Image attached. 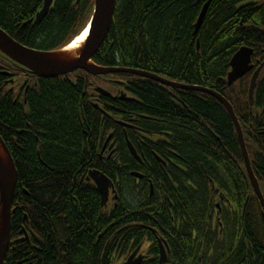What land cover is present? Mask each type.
<instances>
[{
  "label": "trees",
  "instance_id": "trees-1",
  "mask_svg": "<svg viewBox=\"0 0 264 264\" xmlns=\"http://www.w3.org/2000/svg\"><path fill=\"white\" fill-rule=\"evenodd\" d=\"M55 1L44 20L34 24L44 0H0V26L17 33V40L29 47L52 50L64 46L88 24L94 0ZM207 1L118 0L111 31L95 55V63L154 71L224 96L226 88L232 87L249 105V76L231 86L227 78L230 61L242 46L254 49V61L264 57V0H212L194 37V25ZM15 66L0 52V134L18 170L12 244L4 264H112L115 257L125 255L144 239L147 231L141 223L170 221L172 215L181 223L182 231L177 235L184 237L174 235L171 243L173 253L180 252V264H199V253L204 250L203 264L246 263L240 225L227 226L221 247L215 256H208L210 242L219 240L207 228L210 169L215 168L226 179L236 205L240 202L243 207L244 194L252 191L249 179L243 181L235 165L223 163L228 157L225 148L236 151V141L232 121L217 98L133 76L138 81L131 82L128 90L139 103L120 102L117 108L125 117L117 118L125 121L131 112L154 118L157 121L152 124L171 130L175 147L193 162L180 196L172 190L163 207L157 202L144 208L153 215L148 222L135 213L141 208L140 199L127 201L131 183L125 173L124 186L119 189L122 201L113 212L101 206L96 189L81 181L83 169L91 163L90 147L101 131L103 137L113 131L118 142L122 139V128L115 121L104 125L102 101V109L85 106L88 89L101 84L103 76L78 70L70 76L39 78L38 87L29 94L26 111L13 103L4 85L3 72L15 76ZM3 93L8 94L4 99ZM118 153L123 157L125 152L120 149ZM261 169L264 173V161ZM246 205V212L253 213L246 214L250 232L245 239L255 247V264H264V243L257 240L263 229L261 219L253 205ZM235 216L241 220L240 215ZM129 225H135L132 233L126 230Z\"/></svg>",
  "mask_w": 264,
  "mask_h": 264
},
{
  "label": "flooded vegetation",
  "instance_id": "flooded-vegetation-1",
  "mask_svg": "<svg viewBox=\"0 0 264 264\" xmlns=\"http://www.w3.org/2000/svg\"><path fill=\"white\" fill-rule=\"evenodd\" d=\"M6 31L13 38L18 39L17 37L19 36L16 35L17 33H12L8 29ZM263 61L264 57L255 61V68L251 73L247 74L250 82L255 71ZM15 67L17 69V72L14 74L15 76H12V74L2 75L5 78L4 82L12 81L11 84L7 86V90L10 92L9 97H13L11 98L13 103L26 107L29 94L35 86L37 87L38 79L29 73H25L21 66ZM133 76L132 74L122 72L103 76L101 84L104 85V88H108L111 94L116 97V100L109 98L101 99L102 105L105 107L103 110V118L105 119L104 125H106V122L108 124L112 120L115 121L117 126L122 128V139L120 137V142H118L119 139L115 138L113 132H109L107 136L103 137L104 134L101 131L99 136L95 139L94 147H90V151L93 152L91 154V163H87V166L83 169L81 181L84 186H92L96 189L95 191L98 192L101 206H103L106 211L113 212L122 201V193H120L119 189L124 186L123 173H125L130 180L129 183H131L129 184V191L127 192V201L129 203L134 202V200L139 202L140 199L139 205L141 208L135 211V213L146 217V221L149 222L151 218L153 219V215L147 213L148 210L144 208L157 202H162L163 207L166 203L165 197H167V195L170 197L172 190H176L177 196H180L182 187H186L187 185L189 176L186 175H190L192 170L191 163L193 162L187 160L181 151L175 147L173 143L175 135L171 130L168 128H159L152 124L154 123V118L144 114L135 115L134 112H131L130 118L125 121L117 118L125 117L122 113L119 114L117 106L120 105V102L123 103L125 101L120 98V96H122V93H127V91H129L128 86ZM20 78L24 79V83H21ZM94 86L95 85L92 87L95 90L96 87ZM226 89L227 95H225V97L232 104L233 110L237 115L250 163L264 197V173L261 169L264 161V68L257 82L253 104L250 101L249 105L244 104V97L238 94L239 91L237 89L232 87ZM128 93H130V91ZM6 95L3 93V99L6 98ZM96 99L99 101L100 97L95 98V100ZM125 102L130 101L126 100ZM133 103L138 104V98L137 102ZM226 111L231 120L232 118L227 108ZM156 121L157 120H155V122ZM231 121L233 126L231 131L236 141V151H232L231 153L225 146L228 157L224 158L223 163L227 166L230 163L235 165L243 181H245L246 177L249 179L252 191L250 193L246 192L248 194L247 196L246 193L244 194V199L246 200L243 207L240 206V202L236 205V198L232 196L231 186L227 183L226 179L215 168L212 167L210 169L209 173L211 174L207 176V196L209 197L207 228L211 230L214 237L217 235L219 240L216 241L214 238L210 242L209 257L215 256L218 248L221 247L223 237H225V232L228 229L227 226L235 227L240 225L244 237L246 238V236H248L250 231H247L246 228V214H252L253 212L250 210V212L248 211L249 213L246 212V204L253 205V210L257 213V218L261 219L263 229L260 228L259 234L257 232L258 235H256L258 242H260V244H262V242L264 243V205L261 198L256 194L257 192L254 190L248 176L247 164L245 162L246 156L243 150L241 137L235 123L233 120ZM209 132L215 135L211 128H209ZM130 144L136 149L137 155L133 153ZM120 149L125 152L123 157L118 153ZM96 172L105 174L113 182V187L109 189L110 193L108 200H106V204L104 205H102V195L98 185L92 177L93 173ZM135 174H139L140 176H136ZM190 180L192 181L191 177ZM236 214L241 216V220L236 218ZM152 221L150 225L141 223V226L147 231L144 235V239L137 245L131 247L130 251L125 255L115 257L112 264H125L130 258H132V263L160 264L161 245L167 252V261L164 264H180L182 259L180 252L176 251L173 253L171 248L173 236L182 231L180 220L178 219L177 221L175 216L172 215L170 221L164 220L161 222L155 220V223H152ZM134 226L135 225H129L127 227L128 229H126L127 232L132 233V228ZM177 236L179 238H184L179 235ZM261 236H263V238ZM195 238L196 231H194L193 234V239L196 240ZM245 238L243 240L244 247L247 250L245 264H255L257 261L255 247L250 243V240ZM199 254L198 263L203 264L206 252L205 250L200 251ZM250 257L253 258V263Z\"/></svg>",
  "mask_w": 264,
  "mask_h": 264
},
{
  "label": "water",
  "instance_id": "water-1",
  "mask_svg": "<svg viewBox=\"0 0 264 264\" xmlns=\"http://www.w3.org/2000/svg\"><path fill=\"white\" fill-rule=\"evenodd\" d=\"M78 2L80 0H77ZM212 0H208L200 13V16L196 22L194 37L200 31L203 24L205 14H207L208 8ZM55 0H44L43 5L37 12L34 20V24H39L44 20V18L50 13L52 7L55 4ZM118 0H94V9L88 24L84 31L87 30V35L80 40H73L70 44H67L61 48L54 50H40L35 48H30L15 38H13L9 33L0 27V51L7 57L20 64L24 69L29 71V73L39 77V78H55L59 76H64L72 74L77 70H83L91 75L100 76L112 73H131L141 77L152 79L153 81H158L167 86L176 87L185 90H194L204 92L217 98L229 111L231 115V120L235 123L237 131L241 137L243 150L246 156L247 170L258 196L261 198L264 205V197L258 183L257 177L255 176L245 142L243 141V134L241 130L240 123L238 121L237 115L233 110L232 104L225 98L222 94L217 91L210 90L208 88L188 85L176 81H171L165 77L157 76L147 71H142L140 69L126 68V67H106L95 63L93 60L95 55L98 53L102 45L104 44L110 29L114 21V15L116 12ZM82 31V33H84ZM254 55V49L249 46H242L233 56L231 60V70L228 73L227 83L228 85H233L239 81L243 76L249 73L253 68L252 57ZM264 68V61L259 65L258 69L252 76L250 88H249V98L250 102L253 104V97L255 89L257 87V82ZM99 95L111 96L116 98L111 94L109 90L102 86H97L95 88ZM127 94L122 93L120 98L125 99ZM97 108L101 109L99 105ZM3 137L0 135V264H4L5 258L7 257L9 247L12 243V219L13 214L16 211L14 208L15 192L18 182V170L16 163L10 149ZM140 176L139 174H135ZM93 177L98 185L99 191L102 195V204H106L108 200L110 188L113 187V182L105 174L96 172L93 173ZM28 220V216H25ZM25 233L28 237L27 231ZM166 249L161 245L160 254V264H164L167 261ZM125 264H138L132 263V258H130Z\"/></svg>",
  "mask_w": 264,
  "mask_h": 264
},
{
  "label": "bare ground",
  "instance_id": "bare-ground-1",
  "mask_svg": "<svg viewBox=\"0 0 264 264\" xmlns=\"http://www.w3.org/2000/svg\"><path fill=\"white\" fill-rule=\"evenodd\" d=\"M203 6H204V4H203ZM203 6L201 7V11H202V9H203ZM210 7V6H209ZM208 10H209V8H208ZM201 11H200V13H201ZM208 12V11H207ZM206 15V14H205ZM199 16H200V14H199ZM199 16H198V18H199ZM206 17V16H205ZM198 18H197V20H198ZM204 20H205V18H204ZM204 20H203V22H204ZM197 22V21H196ZM196 24V23H195ZM112 28V27H111ZM111 31V30H110ZM87 33H88V31L87 30H85L84 31V33H81L78 37H77V40H80V39H83L86 35H87ZM110 33V32H109ZM109 35V34H108ZM108 37V36H107ZM107 39V38H106ZM197 47L199 48L200 47V39L198 38V40H197ZM59 48V47H58ZM58 48H55V49H58ZM232 60V59H231ZM252 62H253V65L255 64V61H254V58L252 57ZM230 66H231V61H230ZM110 68L111 67H114V66H109ZM254 68H255V65H254ZM253 68V69H254ZM252 69V70H253ZM231 70V69H230ZM83 71V70H82ZM150 72V71H149ZM87 73V72H86ZM150 73H152V74H155V75H157V76H161V77H163L162 75H160V74H158V73H156V72H150ZM89 74V73H88ZM113 74V73H112ZM114 74H116V73H114ZM248 74V73H247ZM247 74L245 75V76H247ZM91 75V74H90ZM245 76H243V77H245ZM59 77H62V76H59ZM59 77H55V78H59ZM82 77V76H81ZM137 77H141V76H138L137 75ZM55 78H46V79H55ZM142 78H144V77H142ZM148 79V78H147ZM150 80H152V79H150ZM133 81H138L136 78H132V80H131V82H133ZM73 83V82H72ZM134 83V82H133ZM183 84H186V83H183ZM38 85H39V80H37V87H38ZM202 87H204V86H202ZM128 88H129V86H128ZM205 88H208V87H205ZM208 89H210V90H213V91H216V90H214V89H211V88H208ZM183 90H185V89H183ZM88 91H89V93L87 94V102H85V106L87 105V106H92V105H95L96 103H98V102H101L102 100V98H109V99H112V100H116V98H113V97H111V96H102V94L101 95H99L98 93H97V91L96 90H94V88L91 86V88H89L88 89ZM129 91H127V97L125 98V99H123V100H128V101H130V102H137V97L132 93V92H130V93H128ZM218 92V91H217ZM220 93V92H219ZM86 94V93H85ZM221 94V93H220ZM207 95H208V92H207ZM210 95V94H209ZM212 96V95H211ZM98 97H100V99H99V101H97V99L95 100V98H98ZM214 97V96H213ZM91 101H92V103H91ZM94 101V102H93ZM27 108H28V103L26 104V107L24 108L26 111H27ZM119 112H122V111H120V110H118ZM110 132H113V131H110ZM130 148L132 149V151H133V153L134 154H136L137 155V151H136V149L134 148V146H132V144H130ZM92 177H93V175H92ZM94 178V177H93ZM94 180H95V178H94ZM116 254V253H115Z\"/></svg>",
  "mask_w": 264,
  "mask_h": 264
}]
</instances>
